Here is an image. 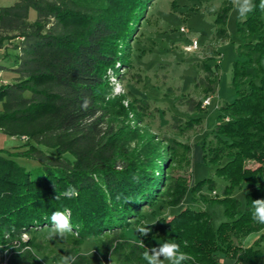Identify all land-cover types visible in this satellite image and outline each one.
<instances>
[{
  "label": "trees",
  "instance_id": "1",
  "mask_svg": "<svg viewBox=\"0 0 264 264\" xmlns=\"http://www.w3.org/2000/svg\"><path fill=\"white\" fill-rule=\"evenodd\" d=\"M155 2L16 0L0 8V49L16 51L10 70L18 74L0 83V131L26 142L23 150L0 149L3 264H90L83 252L89 240L102 264H146L144 251L166 240L191 256L184 264H264V225L252 219L253 200L264 199V9L256 0L238 24L232 80L238 97L221 107L203 145V161L227 182L219 198L202 193L205 186L216 189L212 177L191 184L190 143L156 133L146 120L148 100L116 93L110 79L116 68L121 78V68L133 67V37ZM233 7L225 0L209 8L217 29L211 54L199 65L205 72L195 85L201 98L185 100L192 116L179 127L180 137L203 120V101L217 90L220 64L209 60L221 56L215 45L229 39ZM16 157L41 166L29 170ZM243 183L254 187L244 207L233 196ZM69 186L77 189L75 198L62 195ZM189 192L192 202L169 215ZM214 201L224 204L228 218L217 227L200 205ZM56 211L70 217L73 231L55 236L60 252L52 248L49 255L39 236L52 232ZM145 225L149 233L141 236L137 228ZM253 233L261 235L245 247Z\"/></svg>",
  "mask_w": 264,
  "mask_h": 264
},
{
  "label": "rangeland",
  "instance_id": "2",
  "mask_svg": "<svg viewBox=\"0 0 264 264\" xmlns=\"http://www.w3.org/2000/svg\"><path fill=\"white\" fill-rule=\"evenodd\" d=\"M176 1L175 7L173 4L175 5ZM224 1L156 0L154 5L145 10V20H141L137 27L135 40L133 37L131 47L133 67L130 71H124L121 68L120 73L124 74L121 78L117 77V68L114 72H110V79L116 93L133 92L138 98L148 100L150 105L148 112H151V115L146 120L156 133L176 137L190 143L192 146L191 167L187 174L191 184L212 177L216 183L219 198L224 197L223 190L227 182L214 173L211 165L203 161V145L205 141L209 142L212 138L210 133L217 123L221 107L238 97V92L232 83L233 65L237 59V49L241 42L236 31L239 22L249 14L239 19L234 12V7L232 8L227 20L229 39L215 45L221 56L209 60L210 63L219 62L220 64L219 82L216 92L212 95V103L203 112V120L188 129L182 137L179 136V127H185L187 120L192 116L185 100L189 97L197 100L201 98L195 85L205 72L199 65L211 54L207 48L217 29L215 14L210 13L209 8L220 7ZM15 2L16 0H0V8L10 6ZM37 15V11L32 9L30 19L36 20ZM182 27L187 29V33L181 32ZM191 36L199 41L197 51L185 50L190 43ZM15 53L14 49H0V83L4 78H9L11 82L15 79L13 77L18 75L10 70L15 65ZM3 108V101H0V113ZM0 149L23 150L26 149V142L23 138L12 137L0 131ZM15 160L33 171L41 166L38 161L29 157H16ZM253 188L251 184L243 183L241 187L234 190L233 196L242 202V207H244L246 195ZM202 193L210 197L212 191L205 186L202 188ZM191 202L192 193L189 192L185 201L172 209L169 215L181 211ZM200 205L212 215L215 227L228 219L222 202H200ZM27 238L24 235V239ZM54 238L50 235L48 237L39 236V239L46 245L45 254H49L52 248H55L57 253L60 252L57 247H54ZM260 247L264 256V241L261 242ZM83 252L89 255L90 264H102L91 240L83 246ZM4 261L5 254L0 252V264ZM228 263L231 262L228 261ZM47 264L54 263L48 259Z\"/></svg>",
  "mask_w": 264,
  "mask_h": 264
},
{
  "label": "clouds",
  "instance_id": "3",
  "mask_svg": "<svg viewBox=\"0 0 264 264\" xmlns=\"http://www.w3.org/2000/svg\"><path fill=\"white\" fill-rule=\"evenodd\" d=\"M255 7L254 0H234V12L239 19L245 18L249 13L253 12ZM259 7L264 9V0H260ZM86 106L87 101L85 102V107ZM62 195L72 199L78 195V192L76 188L69 186ZM252 208V219L256 223L264 225V199H254ZM50 220L52 224L50 236H59L63 238L72 233L73 228L71 219L64 211L54 212ZM149 229L148 225H145L139 226L137 231L141 236H147ZM248 239L251 240L252 237L249 236ZM190 259L191 256L180 251L179 245L172 240H166L160 243L159 247L146 249L143 253V260L146 264H165V262H167V264H184L185 261H189Z\"/></svg>",
  "mask_w": 264,
  "mask_h": 264
},
{
  "label": "built area",
  "instance_id": "4",
  "mask_svg": "<svg viewBox=\"0 0 264 264\" xmlns=\"http://www.w3.org/2000/svg\"><path fill=\"white\" fill-rule=\"evenodd\" d=\"M181 32L187 33V29L185 27H182ZM198 49H199L198 39L195 38L194 36H191L190 43L185 47V50L189 52H193V51H197ZM211 102H212V96H209L203 101V106L208 107L211 105ZM217 195H218V191L216 189L213 190L211 196H217Z\"/></svg>",
  "mask_w": 264,
  "mask_h": 264
},
{
  "label": "crops",
  "instance_id": "5",
  "mask_svg": "<svg viewBox=\"0 0 264 264\" xmlns=\"http://www.w3.org/2000/svg\"><path fill=\"white\" fill-rule=\"evenodd\" d=\"M16 77H17V75H16ZM16 77L14 76L13 78H16ZM2 82H10V79H9V78H4V79L2 80ZM211 103H212V102H211ZM260 235H261V233H253V234L249 235V236L252 237V239L249 240V239H248L249 236L246 237V238L243 240V245H244L245 247L252 246V245L258 240V238L260 237Z\"/></svg>",
  "mask_w": 264,
  "mask_h": 264
}]
</instances>
